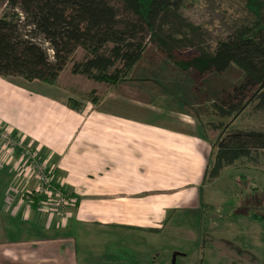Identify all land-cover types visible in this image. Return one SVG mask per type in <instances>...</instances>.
Here are the masks:
<instances>
[{
	"label": "crops",
	"instance_id": "0c3cea01",
	"mask_svg": "<svg viewBox=\"0 0 264 264\" xmlns=\"http://www.w3.org/2000/svg\"><path fill=\"white\" fill-rule=\"evenodd\" d=\"M23 82L0 77V120L54 168L72 205L64 217L41 209L25 197L35 179L18 176L14 163L0 167V264H172L157 244L164 213L204 202L211 143L143 121L136 107L122 111L116 96L111 108L87 102L84 94L106 84L70 69L57 86ZM69 99L87 103L72 110Z\"/></svg>",
	"mask_w": 264,
	"mask_h": 264
},
{
	"label": "trees",
	"instance_id": "16d2710c",
	"mask_svg": "<svg viewBox=\"0 0 264 264\" xmlns=\"http://www.w3.org/2000/svg\"><path fill=\"white\" fill-rule=\"evenodd\" d=\"M186 1L6 0L0 17V77L57 86L62 71L70 69L74 75L117 86L132 79L149 45L200 76L223 73L235 64L245 80L211 104L220 121L210 128L219 133L204 181L218 179L226 168L256 160L264 151V132L230 129L248 107L264 111V0H220L227 7L229 34L214 49L203 45L201 28L181 14ZM188 48L196 55L178 62L175 53ZM86 97L98 99L94 92ZM67 106L80 110L81 102L69 99ZM31 199L39 206L45 200L33 193ZM247 217L264 225V212L251 211Z\"/></svg>",
	"mask_w": 264,
	"mask_h": 264
},
{
	"label": "rangeland",
	"instance_id": "374dc122",
	"mask_svg": "<svg viewBox=\"0 0 264 264\" xmlns=\"http://www.w3.org/2000/svg\"><path fill=\"white\" fill-rule=\"evenodd\" d=\"M5 2L0 0V17ZM226 8L220 0H187L181 14L201 28L203 45L214 49L219 39L229 34ZM147 54L131 80L117 86L102 85L100 92L93 91L96 101L84 98L85 94L84 100L95 104L102 101L101 108H111L116 96L122 111L136 107L133 116L175 129H191L212 145L219 132L210 128L211 123H218L220 118L211 104L221 102L226 92L233 93L245 80V73L232 64L223 73L200 76L167 60L155 45H149ZM175 55L178 62L187 61L196 50L188 48ZM82 56L79 50L77 59ZM86 101H80L81 106ZM185 124H192L191 128ZM230 129L264 132V111L248 107ZM255 157L226 168L218 179L208 177L202 193L204 202L199 207L194 204L188 209L165 211L167 226H163L157 244L172 262L173 255L179 253L186 257H177L176 264H258L250 254H259V263L264 264V225L247 217L251 211L264 212V151Z\"/></svg>",
	"mask_w": 264,
	"mask_h": 264
},
{
	"label": "built area",
	"instance_id": "2783aa9c",
	"mask_svg": "<svg viewBox=\"0 0 264 264\" xmlns=\"http://www.w3.org/2000/svg\"><path fill=\"white\" fill-rule=\"evenodd\" d=\"M12 163L18 176L36 181L35 190L25 194L27 200H31L32 193L41 195L45 198L40 204L41 209L47 206L49 211L61 217L67 216L72 200L64 188L56 184L54 168L42 159L39 151L25 137L16 136L0 120V167Z\"/></svg>",
	"mask_w": 264,
	"mask_h": 264
},
{
	"label": "water",
	"instance_id": "95a60500",
	"mask_svg": "<svg viewBox=\"0 0 264 264\" xmlns=\"http://www.w3.org/2000/svg\"><path fill=\"white\" fill-rule=\"evenodd\" d=\"M178 255H180V254L179 253H176V254L173 255V262H172V264H176V258H177Z\"/></svg>",
	"mask_w": 264,
	"mask_h": 264
}]
</instances>
